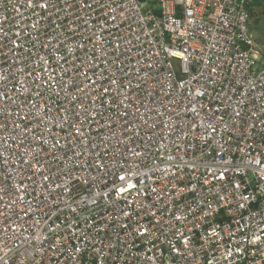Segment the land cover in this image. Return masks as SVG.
I'll return each instance as SVG.
<instances>
[{
  "label": "built area",
  "instance_id": "built-area-1",
  "mask_svg": "<svg viewBox=\"0 0 264 264\" xmlns=\"http://www.w3.org/2000/svg\"><path fill=\"white\" fill-rule=\"evenodd\" d=\"M251 9L0 0V264H264Z\"/></svg>",
  "mask_w": 264,
  "mask_h": 264
},
{
  "label": "rangeland",
  "instance_id": "rangeland-1",
  "mask_svg": "<svg viewBox=\"0 0 264 264\" xmlns=\"http://www.w3.org/2000/svg\"><path fill=\"white\" fill-rule=\"evenodd\" d=\"M250 31L255 40L256 48L264 51V0H259L258 4L253 8Z\"/></svg>",
  "mask_w": 264,
  "mask_h": 264
},
{
  "label": "trees",
  "instance_id": "trees-1",
  "mask_svg": "<svg viewBox=\"0 0 264 264\" xmlns=\"http://www.w3.org/2000/svg\"><path fill=\"white\" fill-rule=\"evenodd\" d=\"M259 0H250V4H251V20H252V16H253V8L258 4Z\"/></svg>",
  "mask_w": 264,
  "mask_h": 264
}]
</instances>
